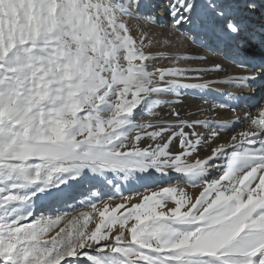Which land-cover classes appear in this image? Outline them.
<instances>
[{"label":"snow or ice","instance_id":"1","mask_svg":"<svg viewBox=\"0 0 264 264\" xmlns=\"http://www.w3.org/2000/svg\"><path fill=\"white\" fill-rule=\"evenodd\" d=\"M161 8L201 45L193 53L223 43L244 74L157 39ZM261 9L264 0H0V264H264V97L231 124L173 107L188 90L213 91L215 79L189 82L201 73L264 86V23H248ZM233 100L218 107L248 103ZM225 131L234 134L218 142ZM153 173L183 183L97 206L100 185ZM89 181L99 182L81 202L91 211L59 210Z\"/></svg>","mask_w":264,"mask_h":264},{"label":"bare ground","instance_id":"2","mask_svg":"<svg viewBox=\"0 0 264 264\" xmlns=\"http://www.w3.org/2000/svg\"><path fill=\"white\" fill-rule=\"evenodd\" d=\"M159 2V0H157ZM166 3L167 0H164ZM261 12H264V9L257 11L255 14H250V19L248 21L249 26L259 29L260 23H264V19L261 17ZM160 17L159 24L151 25L149 28L150 33L154 34L157 39L161 38V34L167 36V38L171 41L172 50L178 51L181 54H199L204 55L207 54L211 59H214L218 62L223 63L227 68V75H243L242 71L236 66L234 60L231 58L235 56V50L227 48L223 43L220 44V50L218 52H209L208 50L200 51L199 53H193L192 49H200L201 45L193 43L192 38L187 35L186 32L177 30L174 26L171 25L170 18L166 15L163 8H161L158 12ZM138 21L132 20L131 24L136 25ZM155 48L161 47L160 45H154ZM167 53V49H164ZM230 53L231 55H225V53ZM170 62L167 60H160L157 62L156 67L167 66ZM183 67H207L208 65L193 63L190 61H186L182 65ZM202 80L197 81H189L191 83H199L203 82V80L215 79L219 81L216 84H213L211 87L213 91L205 92L204 90H188L180 99L181 103L173 105L178 111H180L181 115L185 119H195V118H204L205 116L211 117L213 119L227 121L230 124L235 122L237 116L243 117L248 112H251L253 115L257 114V110L252 107L258 101L261 100V97H264V86L261 84H253L248 87H232L229 85H225L223 80L226 78L224 75L217 76L213 73H201ZM247 94V95H245ZM242 96L248 103L239 104L234 108L230 109H221L218 105L221 102L227 101L229 103L236 102L233 100V97ZM168 99H176L175 97H168ZM205 101H208L206 103ZM215 109L214 111H205L201 112L202 109ZM168 107H164L160 110V115L162 118L171 119L168 116ZM144 121L152 120L153 117L145 114L142 118ZM246 125L241 124L240 127L236 128V131H240L242 127ZM234 134L232 131H225L224 135L221 137L220 143L227 141L230 136ZM147 140L142 142V146H146ZM151 143V141H150ZM176 150H178V146H176ZM207 148H205V152H202L201 155H205ZM222 163V161H221ZM220 171L217 168H213L211 170V178H216L220 175ZM159 176V174L153 173L151 175L148 174H139L135 179H132L131 182L123 180L121 177L115 178L113 181L114 185H119V187H114L112 185L103 184L100 185V191L104 199L97 202L98 207H102L104 203H110L112 206L119 204L124 198L123 196L127 193H136V189L141 187L142 184L147 183L149 176ZM160 177V180H163L164 183H172L178 182L183 183V181H170L165 177ZM92 183H99L98 181H89L86 182L83 186L75 185L71 190V195L67 199V202H62L57 207L59 210L71 211L75 209L76 211H91L88 203H81L82 201L92 200V196L89 194V189L91 188ZM152 186V185H150ZM153 188L142 190V194H150ZM92 191H97V189H92ZM190 192L198 193L200 189L197 187L195 189H189ZM129 192V193H128ZM122 193V196H121ZM131 195V194H129ZM128 196V195H127ZM108 197H113V199L109 200ZM123 198V199H122ZM71 206V207H69Z\"/></svg>","mask_w":264,"mask_h":264},{"label":"rangeland","instance_id":"3","mask_svg":"<svg viewBox=\"0 0 264 264\" xmlns=\"http://www.w3.org/2000/svg\"><path fill=\"white\" fill-rule=\"evenodd\" d=\"M149 143H150V141L147 142V144H145V145L147 146ZM163 184H165V183L163 182V180H160V177L159 176H157V175L156 176H153V177L152 176H149V178L147 180V183H144V184L141 185V187L137 188L136 189L137 191L134 194H132L133 192L132 193H129L128 192L131 195H129V194L126 193L123 196V198L124 197L125 198L124 199L122 198L123 200L120 203H127L129 200L131 201V203H136V202H138L137 201V198L138 197H142V195H144V194L141 193L144 188H146V189L153 188L152 191H154V190H158V188L160 186H162ZM150 185H152V186H150ZM189 189H192V188L189 187ZM129 206H130V204H129ZM130 223H131V221H130Z\"/></svg>","mask_w":264,"mask_h":264}]
</instances>
